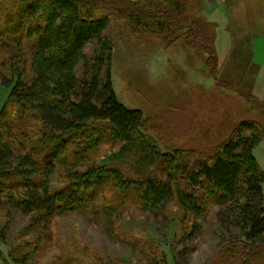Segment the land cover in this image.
<instances>
[{
    "label": "trees",
    "instance_id": "trees-1",
    "mask_svg": "<svg viewBox=\"0 0 264 264\" xmlns=\"http://www.w3.org/2000/svg\"><path fill=\"white\" fill-rule=\"evenodd\" d=\"M115 21L167 46L182 40L206 55L220 89L235 91L217 77L214 35L187 0H0V86L8 91L0 110V243L14 217L25 218L22 232L31 238L13 248L12 259L30 264L27 248L51 240L58 216L106 194L118 195L111 205L135 201L154 214L175 201L190 221L185 236L200 233L195 221L213 205L221 264H264V172L253 154L263 123H241L208 153L155 150L137 164L91 159L102 144L148 147L153 136L142 112L119 103L112 89ZM238 92L257 106L253 95Z\"/></svg>",
    "mask_w": 264,
    "mask_h": 264
},
{
    "label": "rangeland",
    "instance_id": "rangeland-1",
    "mask_svg": "<svg viewBox=\"0 0 264 264\" xmlns=\"http://www.w3.org/2000/svg\"><path fill=\"white\" fill-rule=\"evenodd\" d=\"M187 2L191 14L206 22L214 35L221 68L217 77L226 78L235 91L220 89L217 78L207 70L206 55L187 48L182 40L167 46L154 35H132L115 21L110 28L112 89L119 103L142 112L153 136L146 143L148 147L143 146L145 151L137 144H102L91 155L92 160L137 164L138 160L150 158L155 150L208 153L241 123L264 124V0ZM5 48L0 46V65ZM238 91L253 95L257 106L252 110ZM7 94L0 86V110ZM150 119L163 127L154 129ZM253 154L264 172V139ZM162 168L161 165L159 170L164 179ZM125 173L129 175L126 170ZM59 185L56 181L55 186ZM262 191L264 206V184ZM117 197L97 194L87 207L58 216L51 240L27 248L29 263L221 264L217 207L209 205L205 216L195 221L201 226L200 233L185 236L190 221L182 219L175 201L154 214L135 201H123V205L107 203ZM26 221L19 216L12 220L5 241L0 243V264H16L13 248H21L31 238L29 231L22 232Z\"/></svg>",
    "mask_w": 264,
    "mask_h": 264
}]
</instances>
